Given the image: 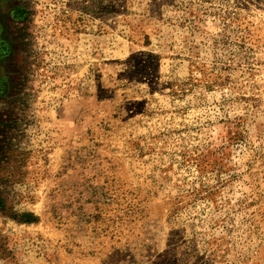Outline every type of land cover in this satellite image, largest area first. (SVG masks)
Segmentation results:
<instances>
[{
    "label": "rangeland",
    "instance_id": "1",
    "mask_svg": "<svg viewBox=\"0 0 264 264\" xmlns=\"http://www.w3.org/2000/svg\"><path fill=\"white\" fill-rule=\"evenodd\" d=\"M0 264H264V0H0Z\"/></svg>",
    "mask_w": 264,
    "mask_h": 264
},
{
    "label": "trees",
    "instance_id": "2",
    "mask_svg": "<svg viewBox=\"0 0 264 264\" xmlns=\"http://www.w3.org/2000/svg\"><path fill=\"white\" fill-rule=\"evenodd\" d=\"M104 6H105L104 7V13L105 14L112 12L113 7H112L110 2H107L106 5H104Z\"/></svg>",
    "mask_w": 264,
    "mask_h": 264
}]
</instances>
